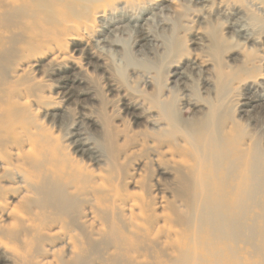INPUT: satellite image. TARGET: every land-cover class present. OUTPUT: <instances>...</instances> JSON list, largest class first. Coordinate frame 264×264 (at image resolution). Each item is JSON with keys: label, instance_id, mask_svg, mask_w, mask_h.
Listing matches in <instances>:
<instances>
[{"label": "bare ground", "instance_id": "obj_1", "mask_svg": "<svg viewBox=\"0 0 264 264\" xmlns=\"http://www.w3.org/2000/svg\"><path fill=\"white\" fill-rule=\"evenodd\" d=\"M202 2L0 0V264H264V109L243 120L257 105L237 90L264 64V0L208 1L227 16L211 20L198 54L187 34ZM164 4L171 28L135 25L124 59L103 49L122 48L105 38L109 17L136 24ZM242 10L252 35L240 44L224 29ZM151 40L155 61L136 59ZM79 58L109 82L121 119L88 112L99 95ZM117 60L135 89L109 80ZM182 67L198 72L188 94L170 87Z\"/></svg>", "mask_w": 264, "mask_h": 264}, {"label": "rangeland", "instance_id": "obj_2", "mask_svg": "<svg viewBox=\"0 0 264 264\" xmlns=\"http://www.w3.org/2000/svg\"><path fill=\"white\" fill-rule=\"evenodd\" d=\"M189 0H184V2H186V3H189L190 1L192 2V1H194V0H190L189 2H188ZM211 2V0H203V2L201 3V5H199V7L198 8H200V9H202V13L200 14V16L198 15V16H193V15H191V19H192V22L194 21L195 23H193L194 25H192V24H190V25H192V30H191V32L189 33V34H187V37H188V40H189V42H188V48H189V50H191L193 53H200V52H207L208 51V49H207V43H208V40H207V37L205 36V33L207 34V31L209 30V28H210V26L212 25L213 26V24H214V22H212L211 20H220L221 22H223L224 20H225V17L227 16V12L226 11H224L223 10V12H218V11H211V7H210V5H209V2ZM205 3V4H204ZM207 3V4H206ZM166 5L164 4L162 7H159L158 9L157 8H155V7H158V6H155L152 10H149V12H147L146 14H143L142 15V17L139 19L138 18V20H137V23L135 24H133V18H129L130 16L128 15L125 19H124V21H122V18H116V16H113L111 19H110V17H109V26H110V28H107V29H109L108 31H106L105 29V31L106 32H108V33H106V35H105V38H107V37H109L110 38V40H113V39H116V38H119V39H121V41H120V43H118L117 45H119L120 47H122V48H118V47H105V48H103L104 50H107V51H110V55H114V56H116L118 59L121 57V58H123L124 59V57L126 56V51L127 50H129V48H131V41H132V38H130L129 39V35L130 36H133L134 35V32L135 31H137V26H140L141 28L143 27V28H148V29H150L151 31H152V29H154L153 31H155V32H157L158 34H161L160 32H161V30H162V28L164 29V30H167V29H169V28H171V25H172V23L176 20L175 19V16L171 13V12H169V10H171V8H173V5L171 6L170 5V7H165ZM207 7V8H206ZM208 7H210V8H208ZM257 7V8H256ZM253 6V8H256V9H258V10H260L259 12L260 13H262L263 14V11H261V8L259 7V6ZM205 11V12H204ZM211 11V12H210ZM243 11L244 10H242V12H238V18L236 19V18H234L233 20H229L228 22V24H230V27H228V28H225L224 29V35H225V37L227 38V39H229V40H232V41H239V43L240 44H243L244 42V40L243 39H245L244 37H248V38H250L251 37V35L252 34H250V29H249V31H245V27H244V23L243 22H246L247 24L249 23V21L247 22V14H246V12H245V14L243 13ZM243 13V14H242ZM210 14V15H209ZM212 14V15H211ZM225 14V15H224ZM122 15V14H121ZM241 15V16H240ZM222 16V17H221ZM244 16V17H243ZM139 17V16H138ZM154 17V18H153ZM230 17H233V16H230ZM241 17H243V18H241ZM162 18L164 19V18H166V20L164 21V22H159V21H161L162 20ZM221 18V19H220ZM130 21H129V20ZM241 19H243V20H240ZM188 21H191V20H189V19H187ZM130 22V23H129ZM160 24H159V23ZM209 22V23H208ZM210 22H212V23H210ZM231 22V23H230ZM161 23H162V25H161ZM186 23H188V22H186ZM154 24H155V26H154ZM156 24H158V26H156ZM242 24V25H241ZM135 25H137V26H135ZM152 25V26H151ZM183 25H186V24H183ZM187 25H189V24H187ZM189 25V26H190ZM210 25V26H209ZM215 25V24H214ZM129 26L130 27H133L132 29H129ZM135 26V27H134ZM194 26V27H193ZM215 26H217V25H215ZM112 27V28H111ZM115 27V28H114ZM206 28H208L207 30H206ZM130 30V31H129ZM112 31H113V33H112ZM122 32L121 34L119 33V32ZM129 31V32H128ZM132 31V32H131ZM243 31H245V33L243 32ZM205 32V33H204ZM252 33V32H251ZM127 34V35H126ZM129 34V35H128ZM223 34V33H222ZM250 34V35H249ZM114 36V37H113ZM241 36H243V37H241ZM250 36V37H249ZM152 41V40H151ZM242 42V43H241ZM247 42V41H246ZM248 43V42H247ZM158 46V50H159V48H161V44L159 43V42H154V41H152V42H150L149 43V45L145 48V47H143V48H141V49H139V51H137V52H135V54H134V56H135V58L136 59H139V60H141L142 59V54H145L146 56H147V58L148 59H151V61L153 62V61H155V59H154V57H155V55H154V51H155V49H156V47L155 46ZM253 45L254 44H252L251 42H249L246 46H247V48H249V49H251L252 47H253ZM242 46V45H241ZM240 47V46H239ZM68 48L69 49H66V52L67 53H70V51H71V47H70V45H68ZM152 48V49H151ZM127 49V50H126ZM138 49V48H137ZM154 49V50H153ZM242 49V48H241ZM206 50V51H205ZM151 51V53H153V54H150L149 52ZM238 51L239 52H241L242 51V55H241V53L239 54L238 52H236V53H234L233 55H231V58H232V60H236V61H240V60H242L241 58H242V56L244 55L243 53V50H239L238 49ZM113 53V54H112ZM122 53V54H121ZM161 53V52H160ZM208 53H210V52H208ZM159 54V53H158ZM72 57L74 56V58H75V56L76 55H73V54H70ZM240 55H241V57H240ZM120 58V59H121ZM153 58V59H152ZM263 62H264V60H263ZM115 63L117 64V65H114V62H113V64L111 65V67H110V76L111 77H109L110 79V81L112 80V81H115V82H120V84H121V86H123V85H125L123 88H125V89H128L126 86H129V87H131L132 89H135L136 88V86H135V82L136 81H138V80H136L135 82H133L132 83V85L130 86V84L131 83H129V84H126V78H123V77H127L128 76V73H127V71H126V69H125V67L123 66L122 67V65H124L123 64V62H122V65L120 64L119 65V61L117 60V61H115ZM77 66L79 67V65H80V70H78V71H80V73H82V75L83 74H86V78H87V80H92V81H90L89 80V82H90V84L92 85L93 83V85H95V86H92V91H94L93 93H94V96L96 95L95 93H97V96L98 97H94V100H92L91 102H92V104L90 105V106H88V107H92V108H89L88 109V112L90 113V114H92L91 112H93V113H95L96 112V114H97V112L98 113H101L100 112V110L102 109L103 110V107H105V110H107V112H106V114L110 117H114L115 115L113 114L112 115V112L114 111L115 113H116V115L118 116V119H119V117H120V119L123 117V115H122V113L120 112V110H119V105H120V103L118 102L119 100H118V98H115V96L117 95V94H115V93H111V92H106V90L108 89V81L107 80H105V79H103V78H100V77H98V78H95L94 77V74H90V72H89V70L88 69H85V67L83 66V61H82V59L81 58H79L78 59V61H77ZM135 64H138V63H135ZM115 67H114V66ZM118 65L120 66V67H118ZM262 65V66H261ZM136 67H138V65H135ZM187 66V65H186ZM119 68V69H118ZM124 68V69H123ZM141 68H144V67H141ZM194 67H192L191 69H189L188 67H182V68H180V70H179V72L181 73V74H183V73H185V76H186V78H185V76L184 77H170V79H169V82H170V87H174V86H178V87H181L182 89L183 88H186V92H185V89L183 90L184 91V94H188L189 92H188V90H189V87H191V86H193V84L195 83V82H197V79H198V72L197 71H195L194 69H193ZM256 70L255 71H257L256 73L258 74V77L256 78V80L254 81V82H252V83H243L242 85L240 84L239 85V88L237 89L238 91H240V86H244L243 87V92H245L246 94H247V97H251V98H253V105H257V106H255V109L254 108H247V113H244L245 114V116H244V119L243 120H245L246 118H250L251 120H253V119H256L258 116H259V113L261 112V108H263L264 109V64L263 63H261V64H258V65H256ZM114 69H115V71H114ZM83 71V72H82ZM114 71V72H113ZM124 71V72H123ZM190 71V72H189ZM123 72V73H122ZM114 73H116V74H114ZM40 74V73H39ZM122 74V75H121ZM35 76H38V77H40V78H42V76L43 75H36V74H34ZM90 75H92V76H90ZM118 75H120V76H118ZM96 80H95V79ZM111 78H113V79H111ZM42 79H44V77L42 78ZM41 79V80H42ZM115 79V80H114ZM118 81H117V80ZM120 80V81H119ZM97 81V82H96ZM102 81V82H101ZM122 81V82H121ZM258 81V82H257ZM125 82V83H124ZM107 83V84H106ZM124 83V84H123ZM137 83V82H136ZM260 83V84H259ZM106 84V85H105ZM120 84H118V85H120ZM196 84V83H195ZM97 85V86H96ZM176 86V87H177ZM257 86V87H256ZM95 87H97V88H95ZM188 87V88H187ZM201 87H203V85L201 86ZM211 84H207L205 87H203L204 89H211ZM238 87V86H237ZM94 88V89H93ZM49 89H52V90H49ZM54 91V89H53V87H50V88H48V90H46L45 91V93H44V95L46 96V95H48V96H50L51 98H52V96H51V94L50 93H52ZM99 91V92H98ZM205 90H202V95L204 96V92ZM47 92V93H46ZM103 94V95H100V94ZM105 93L106 94H108V95H105ZM115 94V95H114ZM112 95H113V97H112ZM100 96H102V97H100ZM98 98V99H97ZM102 98V99H101ZM52 99H54V100H56L57 99V96L56 97H54L53 96V98ZM97 100H98V103H96L97 102ZM103 100V106L101 105V102L100 101H102ZM114 101V102H113ZM106 102V103H105ZM108 102V103H107ZM258 102V103H257ZM110 103V104H109ZM112 103V104H111ZM95 104V105H94ZM106 104H108V105H106ZM117 104V105H116ZM93 105L95 106V107H93ZM111 107H110V106ZM114 105V106H113ZM60 106V105H59ZM57 107L54 111H56V112H59V111H61V108H62V106H60V107ZM112 109V107H114V110H112L111 111V109ZM189 107H184L183 109H184V111H186L187 109H188ZM100 109V110H99ZM110 109V110H109ZM191 110L192 109H189L188 111H187V114H186V118H188L189 116H191ZM51 111V110H50ZM50 111H48L47 113H49ZM108 111H110L109 113L110 114H108ZM118 111V112H117ZM39 112V114H38V118H39V120H40V118H41V121L42 122H44V123H46V119L43 117V114H44V112L43 111H38ZM74 112H76L75 110H74ZM73 112V113H74ZM87 111L85 112V113H88ZM41 114H42V116H41ZM96 114H92V116L93 117H95V116H97V117H99L100 118V115H96ZM102 114H104V110H103V112H102ZM102 116V115H101ZM43 117V118H42ZM44 120V121H43ZM70 120V117H66L65 118V123L66 122H68ZM114 120H116V121H119V120H117L116 118H114ZM126 120V123H127V125L128 126H130L131 124H129V120H127V119H125ZM264 122V121H263ZM262 127V128H261ZM264 131V125L261 123L259 126H258V128H257V132H263ZM53 132H55V130L53 131ZM55 134V136H57V137H60V135L58 134V133H54ZM132 192H133V190H132Z\"/></svg>", "mask_w": 264, "mask_h": 264}]
</instances>
